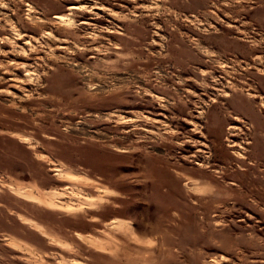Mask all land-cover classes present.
I'll return each instance as SVG.
<instances>
[{
  "label": "rangeland",
  "instance_id": "374dc122",
  "mask_svg": "<svg viewBox=\"0 0 264 264\" xmlns=\"http://www.w3.org/2000/svg\"><path fill=\"white\" fill-rule=\"evenodd\" d=\"M0 264H264V0H0Z\"/></svg>",
  "mask_w": 264,
  "mask_h": 264
},
{
  "label": "bare ground",
  "instance_id": "6f19581e",
  "mask_svg": "<svg viewBox=\"0 0 264 264\" xmlns=\"http://www.w3.org/2000/svg\"><path fill=\"white\" fill-rule=\"evenodd\" d=\"M55 19H58L59 17H54Z\"/></svg>",
  "mask_w": 264,
  "mask_h": 264
}]
</instances>
